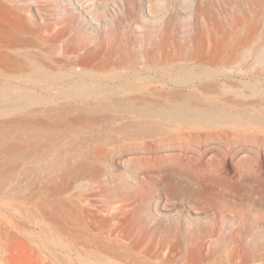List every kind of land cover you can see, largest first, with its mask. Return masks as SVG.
<instances>
[{
    "label": "rangeland",
    "instance_id": "1",
    "mask_svg": "<svg viewBox=\"0 0 264 264\" xmlns=\"http://www.w3.org/2000/svg\"><path fill=\"white\" fill-rule=\"evenodd\" d=\"M252 54L264 0H0V88L42 96L0 100V264H264V122L156 141L207 125L171 105L263 113Z\"/></svg>",
    "mask_w": 264,
    "mask_h": 264
},
{
    "label": "bare ground",
    "instance_id": "2",
    "mask_svg": "<svg viewBox=\"0 0 264 264\" xmlns=\"http://www.w3.org/2000/svg\"><path fill=\"white\" fill-rule=\"evenodd\" d=\"M253 56H254V54H252ZM251 55V56H252ZM250 55H246V56H240V58H239V60H244V61H246V60H249L250 59V66L252 65L251 63V60L253 61V58H255V60H254V62H256V63H254L255 65L259 62H263L262 60L264 59V55L262 54V55H259V54H255V56L251 59L250 57H251ZM16 59V64H14L15 65V68H14V65L12 64V66H13V68H14V70H16V71H19V70H21V69H24V68H27L28 69V73H29V75H31L33 78H36L37 80L39 79V80H41V82H47V84H50V83H52V82H54L59 76H54L52 73V75L50 74V72L47 70V69H44V68H42L41 66H39L38 64H36V63H30V65H25V62L22 60V59H19V58H15ZM238 59V58H237ZM15 62H13V63H15ZM239 62H241V61H239ZM243 63V62H242ZM245 64V63H244ZM246 65L248 66L249 65V62L247 63V61H246ZM258 65V64H257ZM260 65V64H259ZM253 66V65H252ZM254 70V69H253ZM231 71V70H230ZM12 77H14V76H12ZM11 77V78H12ZM250 77V76H249ZM7 78V77H6ZM59 78H61V77H59ZM257 78V77H256ZM36 79H34V80H36ZM229 79V78H228ZM227 79V80H228ZM249 79V78H248ZM251 80H253L254 82H256L255 81V76H251V78H250ZM230 80V79H229ZM232 80V79H231ZM230 80V81H231ZM25 81H29V80H25ZM226 81V80H225ZM229 81V82H230ZM8 79H6L5 81H3V83H2V86H1V88H0V100L2 101V102H6V103H8V104H15V103H18L19 101H22V100H31V101H34V100H37V99H40V98H42V96L41 95H39V94H34V93H30V94H27L26 96H23L22 95V92H19L18 91V88H9V86H8ZM43 82V83H44ZM223 82H224V80H223ZM227 82V81H226ZM250 82V81H249ZM31 83L33 84L34 82H32L31 81ZM231 83V82H230ZM238 83V82H237ZM242 83V82H241ZM244 83V82H243ZM242 83V84H243ZM247 83V82H246ZM251 83V82H250ZM258 83V82H257ZM226 85V84H225ZM246 86H247V88L248 87H250L251 86V88H255L254 87V85H256V83L253 85L252 83L251 84H249V86H248V84H245ZM228 86V85H227ZM235 86V85H234ZM237 86V85H236ZM242 86V85H241ZM238 87V86H237ZM34 88V87H33ZM240 88V87H239ZM241 88H243V87H241ZM12 89H15V90H17V91H14L13 92V90ZM232 89V88H231ZM244 89H246V88H243V90H242V93H244L243 91H244ZM229 90V89H228ZM227 90V91H228ZM233 90V89H232ZM253 90V89H252ZM256 90H257V88H256ZM231 91V90H230ZM247 91V90H246ZM254 92H258V91H254ZM228 93V92H227ZM239 93H241V92H239ZM229 94V93H228ZM252 94V93H251ZM228 96V95H227ZM227 96H226V98H227ZM230 97V96H229ZM228 97V98H229ZM232 97V96H231ZM241 97V96H240ZM214 98V97H213ZM224 98V97H223ZM235 98V97H234ZM251 98V97H250ZM222 99V98H221ZM238 99V98H237ZM115 100V99H114ZM117 100V99H116ZM229 100V99H228ZM227 100V101H228ZM239 100V99H238ZM210 101V100H209ZM217 101V100H216ZM219 101V100H218ZM254 101V100H253ZM229 102V101H228ZM233 102H235V101H233ZM244 103H247L246 101H243ZM197 103V102H196ZM195 103V105L196 106H200V102L199 103H197L196 104ZM211 103H212V101H211ZM214 103H216V102H213L212 104H213V106L212 107H210L211 105L208 103L207 104V106H204V107H208L209 105V107H208V109L207 110H203L202 108L200 109H198L196 106H195V108H194V103H192L193 105H191V106H193V108L192 107H190V105L189 106H187L188 104L186 103V104H181V105H171V106H169V107H167L166 109H163V110H160V111H158V114L160 115V116H162L164 119H166L167 121H169V122H171L172 124H180V125H182V124H184V123H192L193 121H197V122H206L207 123V125H204L205 127H198V126H193V127H188V128H186V127H178L177 129H175L174 131H172V132H170V133H167V135L165 136H161V137H159L158 139H156V141H158V143L159 144H166V145H169V146H171V147H173L174 149H176V148H178V149H183V150H185L188 146H187V140H188V138H189V136H190V134H194L193 135V137L195 136L196 138H198V137H200V136H205L206 138H208L209 140H214V139H217V138H219V139H223V132H221L219 129H217L216 128V125L217 124H220V123H224V122H231V123H234V124H236V125H238V124H241V123H243V124H246L247 122H250V123H258V122H264V112L263 113H258L257 112V114H254V116H250L247 112L249 111V109H248V111H245V113H243V115H241L242 117H240V115H236V113H237V111L235 112V111H233L232 112V109H231V111H230V109L229 108H227V109H229V110H227L226 108H224V107H226V106H222V108H220L221 107V105L219 106L218 104V102H217V105H215ZM189 104H191V103H189ZM229 104H230V102H229ZM237 104V103H236ZM243 104V103H242ZM215 105V106H214ZM231 105H232V103H231ZM201 106L203 107V105L201 104ZM216 106H218V107H216ZM251 110V109H250ZM153 111V110H152ZM154 111H156V110H154ZM241 111H243V109H241ZM243 111V112H244ZM253 112H254V110H252ZM235 112V113H234ZM154 113V112H153ZM242 113V112H241ZM240 113V114H241ZM151 114H152V112H151ZM156 114V113H155ZM152 115H154V114H152ZM158 116V115H157ZM250 116V117H249ZM150 117V116H149ZM152 117V116H151ZM154 118H155V116H154ZM162 120V119H161ZM158 123H156L155 125H157ZM160 124H163V123H160ZM164 124H167V126L169 125V123H164ZM171 124V125H172ZM155 125H153V126H155ZM160 126V125H159ZM170 126V125H169ZM174 125H172V127H173ZM239 126V125H238ZM162 128H164L163 126H161ZM166 127V126H165ZM156 129L158 128L157 126L155 127ZM161 128V129H162ZM167 128H169V127H167ZM156 129H153V132H154V130H156ZM159 130H160V127L158 128ZM165 129V130H164ZM164 129H162V131L164 130V131H166V128H164ZM171 129V128H170ZM157 131L158 133H160L161 134V132L160 131ZM151 131V130H150ZM150 131H148V133L150 132ZM167 132H168V130H167ZM194 132V133H193ZM152 133V132H151ZM154 134H155V132H154ZM189 136H188V135ZM224 134H226V133H224ZM158 135V134H157ZM186 135L188 136V138H186ZM193 137H192V139H193ZM184 138H185V140H184ZM190 138H191V136H190ZM195 138V139H196ZM190 140V139H189ZM188 140V141H189ZM196 140H198V139H196ZM155 141V140H154ZM184 141H185V143H184ZM193 141V140H192ZM208 141V140H207ZM191 142V141H190ZM200 142V141H199ZM157 142H155L154 144H156ZM187 143V144H186ZM186 144V145H185ZM190 144V143H189ZM191 144H192V142H191ZM157 145V144H156ZM160 146H162V145H160ZM158 147V146H157ZM192 147V146H191ZM172 148V149H173ZM189 148V147H188ZM158 149V148H157ZM177 150V149H176ZM191 150V149H190ZM210 150V149H209ZM192 151H193V149H192ZM178 152V151H177ZM180 152V151H179ZM182 152V151H181ZM177 154V153H176ZM182 154V153H181ZM186 154H188V153H186ZM178 156H180V155H178ZM181 156H183V155H181ZM172 157V156H171ZM171 157L169 158V159H171ZM181 158V157H180ZM182 158H184V157H182ZM179 159V158H178ZM176 160H177V157H176ZM183 160V159H182ZM178 161V160H177Z\"/></svg>",
    "mask_w": 264,
    "mask_h": 264
}]
</instances>
